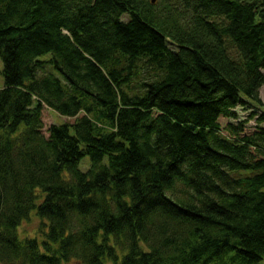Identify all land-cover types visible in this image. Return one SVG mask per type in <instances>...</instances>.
<instances>
[{
  "label": "trees",
  "instance_id": "1",
  "mask_svg": "<svg viewBox=\"0 0 264 264\" xmlns=\"http://www.w3.org/2000/svg\"><path fill=\"white\" fill-rule=\"evenodd\" d=\"M0 59V264L264 259V0H0Z\"/></svg>",
  "mask_w": 264,
  "mask_h": 264
},
{
  "label": "rangeland",
  "instance_id": "2",
  "mask_svg": "<svg viewBox=\"0 0 264 264\" xmlns=\"http://www.w3.org/2000/svg\"><path fill=\"white\" fill-rule=\"evenodd\" d=\"M123 19H127V15L123 16ZM50 54H46L41 59L49 58ZM2 61L0 59V88L3 86V76H2ZM47 71L54 74L60 80H63L61 74L53 68L52 65L47 66ZM236 113V120L241 123L246 124V129H251L253 126L259 124L257 121L258 117L264 111V96H263V89L260 90L259 101H252L247 100V103L241 106H238L234 109ZM71 122L73 121L70 118H66L54 112L53 110L49 109L48 107L43 108V122L44 126L50 125L51 123L61 124L63 122ZM220 121L224 122L227 121L226 119H220ZM88 157H85L81 163L80 168L85 170L87 168ZM40 218L36 215L35 210H32L29 214V218L24 220L20 226L18 227V233L20 238L24 237H37L41 238L43 235L41 234L40 228ZM259 264H264V259L259 262Z\"/></svg>",
  "mask_w": 264,
  "mask_h": 264
},
{
  "label": "water",
  "instance_id": "3",
  "mask_svg": "<svg viewBox=\"0 0 264 264\" xmlns=\"http://www.w3.org/2000/svg\"><path fill=\"white\" fill-rule=\"evenodd\" d=\"M155 0H152V2H154Z\"/></svg>",
  "mask_w": 264,
  "mask_h": 264
}]
</instances>
